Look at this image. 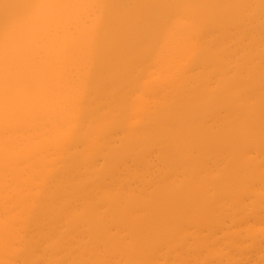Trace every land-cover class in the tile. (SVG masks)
<instances>
[{
  "label": "bare ground",
  "instance_id": "1",
  "mask_svg": "<svg viewBox=\"0 0 264 264\" xmlns=\"http://www.w3.org/2000/svg\"><path fill=\"white\" fill-rule=\"evenodd\" d=\"M0 264H264V0H0Z\"/></svg>",
  "mask_w": 264,
  "mask_h": 264
}]
</instances>
